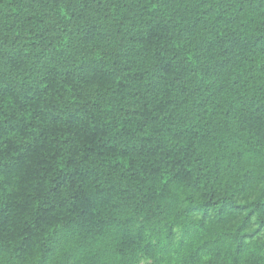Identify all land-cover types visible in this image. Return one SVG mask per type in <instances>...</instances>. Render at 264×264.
<instances>
[{"label":"trees","instance_id":"1","mask_svg":"<svg viewBox=\"0 0 264 264\" xmlns=\"http://www.w3.org/2000/svg\"><path fill=\"white\" fill-rule=\"evenodd\" d=\"M0 264H264V0H0Z\"/></svg>","mask_w":264,"mask_h":264}]
</instances>
